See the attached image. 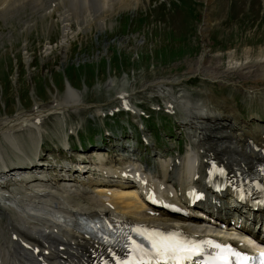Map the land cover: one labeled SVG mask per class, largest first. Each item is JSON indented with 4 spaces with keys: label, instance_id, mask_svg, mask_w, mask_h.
<instances>
[{
    "label": "rangeland",
    "instance_id": "obj_1",
    "mask_svg": "<svg viewBox=\"0 0 264 264\" xmlns=\"http://www.w3.org/2000/svg\"><path fill=\"white\" fill-rule=\"evenodd\" d=\"M113 2L109 0V8L101 13L96 0H88L86 6L97 16L95 25L61 22L57 16L49 30L45 22L29 30L16 18L10 24L0 23V121L16 116L5 114L30 111L35 102L44 105L54 99L64 104L68 85L78 88L86 107L67 111L60 120L53 114L41 120V149L51 151L64 165L67 152H62L58 144H46L59 142L70 128L101 124L113 132L106 147L116 141L114 136L122 125L128 127L127 132H134L130 118H138L136 113L113 110V114H107L117 104V93L125 90L131 103L148 115L147 120L158 125L155 130L159 136L155 132L157 137H153L158 147L152 140L146 148L139 146L142 164L144 160L153 164L157 155H178L184 134L178 136L176 131L186 130L184 125H172L173 133L162 135L165 129L156 114L163 113L165 100L156 84L168 79L174 81L173 91H188L186 88L194 86L198 90L189 89L188 93L223 100L224 105L238 111L246 125L257 124L264 129V104L247 91L254 83L237 74V66L264 56V0H140L131 11H114ZM72 9L81 15L83 5L77 3ZM99 16H105L102 25ZM63 42L67 47L62 52ZM203 49L211 64H218L220 77L212 79L201 71H189ZM234 66L236 69L230 70ZM97 109L100 113L93 114ZM160 118L166 120L163 115ZM219 129L221 126L215 124L213 131ZM135 133L138 135L137 130ZM144 133L149 136L146 130ZM25 140L24 152L28 153L32 149L29 139ZM95 140L101 143L97 137ZM176 140L178 146L173 147ZM14 156L8 151L7 159ZM48 160L47 171L57 174L59 164Z\"/></svg>",
    "mask_w": 264,
    "mask_h": 264
},
{
    "label": "bare ground",
    "instance_id": "obj_2",
    "mask_svg": "<svg viewBox=\"0 0 264 264\" xmlns=\"http://www.w3.org/2000/svg\"><path fill=\"white\" fill-rule=\"evenodd\" d=\"M138 1L140 0H114V11L134 10ZM87 2L88 0H0V23L10 24L11 20L16 18L18 22L24 24L25 30H29L45 22L46 30H49L56 24L53 19L57 16L61 22L71 21L76 24H85V26L95 25L97 16L90 13L89 7L86 6ZM96 2L101 13L109 8V0H96ZM77 3L83 5L81 15L76 14L72 9ZM105 20V16H99L98 22L102 25ZM61 47L63 52L67 43L63 42ZM194 64L195 66L189 68V71H201L204 76L212 79L220 77L218 64H211L206 49H203ZM234 69L236 66L230 70ZM237 70L239 78L243 80L248 78L255 84H262L260 87L253 88L257 89L261 100H264V56L237 66ZM173 83V80L164 79L156 85L164 96L166 106L175 104L179 109L184 110L183 114L188 117V124L191 126L190 136H192L190 139L193 143V147L188 151L193 154L195 164L190 168L188 152H185L178 157L177 161L174 158L160 159L159 171L155 168L150 169V172L158 177V182L166 186L164 197L180 199L184 189V179L186 182L192 180L194 173L198 175L192 181L201 187L204 171L211 159L225 164L232 173L236 170L251 171L259 157L260 147L264 144V137L261 135L263 130L257 125L245 127L234 110L228 104V106L223 104V100L208 94H205L203 99L194 98L184 89L173 91ZM74 89L68 85L66 102L53 108L62 112L63 109L73 106L79 100V91ZM15 115L12 118H2L0 121V132L7 139L9 137L12 142L16 140L12 133L13 129L31 126L29 124L33 123L31 113ZM219 121H221L220 125L225 124L229 127L227 132L211 134L202 129L206 125ZM32 126H36L35 123ZM33 137L31 135V139ZM14 147L20 149L18 144ZM120 160L121 163L126 164L114 165L111 160L97 153L95 164L99 175L85 179L75 176L45 178L40 171L43 169L42 165L32 167L37 169L33 172L34 175L17 173L20 175L17 176L11 171L9 178L16 184L14 188H8L0 178V201L3 202L1 207L7 214V232H9V237H6L3 231L0 232V263L37 264L36 257L42 254L41 251L44 249H47L48 253L43 256L56 258L61 263L80 264L92 259L96 256L95 250L99 249V243L73 227L76 217L82 214L107 213L129 218L130 222H142L148 226L160 227L177 223L179 227L196 231L200 226L208 224V220L207 217L199 219L193 215L194 208L203 209L215 222L234 219L232 215L235 212L241 213L242 206H238L236 202L226 205L224 212L219 211L220 207L216 205V202H220L223 194L230 192L225 189L219 193H210L204 201H198L192 207H187L191 213L173 217L161 208L149 206L138 197L137 179L133 171L140 170L144 173L143 176L148 178L147 169H141L136 161L129 158L125 161ZM0 161H3L1 151ZM128 166H133L132 174L128 170L126 175H121V169H126ZM23 176L32 177V179H26ZM34 176L36 177L33 178ZM168 190L172 193L169 194ZM4 191L7 193L5 194ZM147 208H152L153 213L149 214L146 211ZM258 214L262 216L257 217ZM259 218L264 224V210L255 213L249 225L239 227L247 232L254 231L257 229L256 223ZM257 230L260 232L259 241L264 242V227H258ZM14 234L33 246H38L39 251L32 253L21 244L19 239L13 238Z\"/></svg>",
    "mask_w": 264,
    "mask_h": 264
},
{
    "label": "snow or ice",
    "instance_id": "obj_3",
    "mask_svg": "<svg viewBox=\"0 0 264 264\" xmlns=\"http://www.w3.org/2000/svg\"><path fill=\"white\" fill-rule=\"evenodd\" d=\"M144 238L148 239L151 244V253L141 245H136L134 251L141 254L140 260L137 261V264H143L144 255L159 257L162 260L172 258L177 261H182L201 250L200 244H196L192 241L178 240L176 239V235L171 233L165 235L163 232L153 231L150 234L145 235ZM212 246L218 250L213 264H230L229 257H237V264H247L248 258L242 256L239 252L234 251L231 247H224L220 244H213ZM261 255L264 256V253H261ZM261 264H264V261H261Z\"/></svg>",
    "mask_w": 264,
    "mask_h": 264
}]
</instances>
